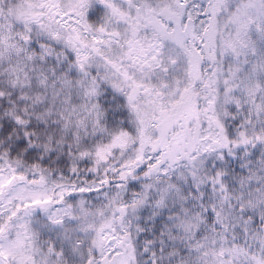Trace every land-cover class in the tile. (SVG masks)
Returning <instances> with one entry per match:
<instances>
[{
	"label": "snow or ice",
	"instance_id": "6c2138e0",
	"mask_svg": "<svg viewBox=\"0 0 264 264\" xmlns=\"http://www.w3.org/2000/svg\"><path fill=\"white\" fill-rule=\"evenodd\" d=\"M0 264H264V0H0Z\"/></svg>",
	"mask_w": 264,
	"mask_h": 264
}]
</instances>
